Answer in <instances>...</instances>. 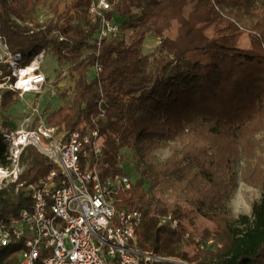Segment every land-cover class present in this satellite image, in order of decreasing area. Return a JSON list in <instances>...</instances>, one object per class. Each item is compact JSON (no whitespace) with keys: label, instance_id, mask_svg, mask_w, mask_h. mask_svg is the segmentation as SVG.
Returning <instances> with one entry per match:
<instances>
[{"label":"trees","instance_id":"obj_1","mask_svg":"<svg viewBox=\"0 0 264 264\" xmlns=\"http://www.w3.org/2000/svg\"><path fill=\"white\" fill-rule=\"evenodd\" d=\"M10 2L0 0V37L11 55H21V66L41 51L71 63L73 104L49 113L47 122L72 132L89 121L103 138L102 175L124 174L122 149L141 160L159 142L180 143V150L113 195L116 207L141 212L138 249L190 264H264V30L248 35L244 49L243 32L214 9L219 0H119L114 15L127 18L131 33L97 51L99 24L89 21L91 0H72L62 14L67 22L39 27L12 23L7 12L20 16ZM173 22L179 26L177 38H165ZM147 35L164 39L159 57L142 53ZM96 64L102 69L88 81L86 72ZM5 68L0 65V72L10 75ZM12 95L1 94L2 111L14 104ZM4 153L0 131V166L6 167ZM21 162L19 183H36L55 169L32 147ZM240 163L241 181L257 189L260 199L251 204L249 217L233 219L223 202ZM15 189L16 183L0 189L3 222L31 203L23 189ZM160 189L177 194L179 203H168ZM191 212L214 226L204 229L200 240H212L215 249L199 248L188 229ZM169 214L177 220L174 228L159 224V217ZM16 253L13 246L1 248L0 264H17Z\"/></svg>","mask_w":264,"mask_h":264},{"label":"built area","instance_id":"obj_2","mask_svg":"<svg viewBox=\"0 0 264 264\" xmlns=\"http://www.w3.org/2000/svg\"><path fill=\"white\" fill-rule=\"evenodd\" d=\"M118 1L91 0L89 21L99 24L94 36L97 51L121 34V25L112 18ZM2 43L6 56L0 62L9 64L11 73L0 87L21 100L46 89L48 80L39 65L21 66V55H11L0 37ZM101 69L99 64L93 67L94 77ZM48 91L55 94L54 89ZM28 108L23 127L2 131L8 165L0 166V189L16 183L15 191L23 189L31 203L17 217L0 220V249L17 248V264H190L138 249L136 230L141 212L129 206L116 207L113 198L118 189H129L132 182L125 174L99 172L103 138L89 121H82L72 132L60 131L48 124L35 101ZM29 147L55 169L36 183H19L25 170L21 155ZM159 224L174 228L177 220L169 214L159 217ZM195 240L206 250L212 243Z\"/></svg>","mask_w":264,"mask_h":264},{"label":"rangeland","instance_id":"obj_3","mask_svg":"<svg viewBox=\"0 0 264 264\" xmlns=\"http://www.w3.org/2000/svg\"><path fill=\"white\" fill-rule=\"evenodd\" d=\"M11 5L16 8V11L20 18L7 12L6 16L12 23L19 25H27L29 27L39 26H55L63 24L68 21L63 17V12L69 6L72 0H10ZM214 9L223 17L231 20L236 26L243 32V36L240 42V47L248 48L249 39L248 35L255 34L259 30H264V0H219L214 3ZM135 15L140 14L138 8L133 10ZM113 20L121 24V34L118 39L127 40L131 33V30L125 25L127 23L126 17H120L119 15H113ZM178 24L173 22L171 29L165 33V38L176 39L178 34ZM213 33L212 28L206 31V35L211 37ZM164 39H158L153 36L147 35L144 42L141 45L142 53L145 55H152L153 57H159L160 49ZM5 46L0 44V61L5 60ZM29 64L39 65L40 70L47 77L48 84L46 89L36 95H26L23 100L19 99L16 95H12L15 101L12 107L8 111H2L0 109V131L9 130L4 127L3 122L7 121L13 129H20L23 127V118L27 115L28 106L35 101L39 105V111L42 115L47 116L52 111L67 105L73 104L74 93L73 77L75 74L71 73V63L64 60H58L51 51L39 52L35 54ZM3 67L6 64L0 62ZM9 65V64H8ZM152 66L155 67V62L152 61ZM6 72H9L8 68H5ZM11 73V70H10ZM95 72L93 68L86 72V79L91 81L94 78ZM5 74L0 72V84L7 82ZM48 88L54 89L55 94L51 95ZM6 91L0 87L1 94ZM181 145L179 142H159L158 145L152 149L143 159H138L134 156L131 149L125 148L121 150L124 160L120 164L123 173L130 179L132 183H135L140 179L143 173H148L150 165L163 163L175 150H180ZM243 163H240L238 167L230 175V188L228 194L223 202V210L227 212L233 219H237L239 216H250L251 204L260 199V193L257 189L246 186L240 179V171L243 168ZM144 177V176H143ZM148 181L145 183L147 187ZM159 194L168 203H179V196L171 190L163 191L160 189ZM191 222L188 225V229L194 238L200 239L201 232L204 229L213 230L214 226L194 212H191ZM202 241V240H201ZM199 248L200 244L198 243ZM209 250L215 249L216 245L211 243ZM201 249V248H200ZM206 250V249H205Z\"/></svg>","mask_w":264,"mask_h":264}]
</instances>
